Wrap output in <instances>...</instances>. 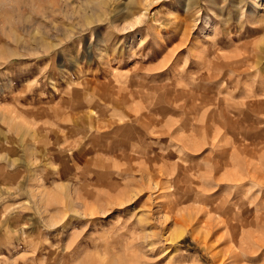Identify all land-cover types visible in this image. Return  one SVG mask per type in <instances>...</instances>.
<instances>
[{
	"label": "rangeland",
	"instance_id": "obj_1",
	"mask_svg": "<svg viewBox=\"0 0 264 264\" xmlns=\"http://www.w3.org/2000/svg\"><path fill=\"white\" fill-rule=\"evenodd\" d=\"M204 1L0 0V264H264V0Z\"/></svg>",
	"mask_w": 264,
	"mask_h": 264
},
{
	"label": "bare ground",
	"instance_id": "obj_2",
	"mask_svg": "<svg viewBox=\"0 0 264 264\" xmlns=\"http://www.w3.org/2000/svg\"><path fill=\"white\" fill-rule=\"evenodd\" d=\"M206 4H208V2H207V0L206 1H204ZM215 2V1H214ZM213 2V3H214ZM212 3V2H211ZM216 3V2H215ZM262 22H264V20L263 21H261V23ZM260 193H261V196H262V198H264V191H260ZM260 196V197H261ZM261 198V199H262ZM260 199V198H259ZM264 200V199H263ZM259 202H261V200L259 201ZM263 202V201H262ZM262 202H261V204H262ZM252 206V205H251ZM250 206V207H251ZM250 214V213H249ZM248 214V215H249ZM229 224V225H228ZM225 228H226V230H227V232H229V234L231 235V234H233V228L231 227V223H230V221H225ZM234 250H236V249H234ZM233 250V248L232 247H229L228 248V250H227V254H226V256H227V261H229L228 263L229 264H238V255L235 253V251Z\"/></svg>",
	"mask_w": 264,
	"mask_h": 264
}]
</instances>
